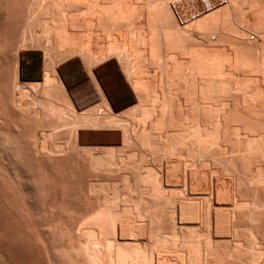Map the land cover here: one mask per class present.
I'll return each instance as SVG.
<instances>
[{
	"label": "rangeland",
	"instance_id": "rangeland-1",
	"mask_svg": "<svg viewBox=\"0 0 264 264\" xmlns=\"http://www.w3.org/2000/svg\"><path fill=\"white\" fill-rule=\"evenodd\" d=\"M2 1L0 0V41L4 40L9 45H8V50L0 56V87L1 89L3 87L2 89L3 92L0 89L1 91L0 107L2 109L6 107L9 108L4 110L0 108L1 109L0 121L3 120L2 122L4 123L3 125L1 124L0 126V139L2 137V139L0 140V144H1L0 153L3 154V155L0 154L1 156L0 172L2 171L0 173V183H1L0 186L3 184L2 185L3 188L2 186L0 187V254H1L0 264H47V263L56 264L55 262H58L57 264H69L73 262L71 260L74 258L73 254L71 253L72 251L71 250L69 251L70 247L72 246H73L72 248H74L75 246V250L82 249V251H80V253H82L81 261L78 264H85V263L87 264L89 261L92 260L93 261L91 262V264L92 263L97 264L100 262L98 260L99 259L98 255L100 254V252L99 250H97L99 247L100 248L102 247L104 249L103 246L106 243H108L109 244L108 247L110 246L112 249H114V247H112L113 243L111 241L109 242V238H106L107 235H109V233L112 236L109 235L108 237L116 238V239H112V238L111 239L112 241L116 240L114 242L118 247H120V249L122 247L121 245L124 244V242L125 243L129 242L133 244L132 240H135L136 238L137 239L135 241L137 242L139 239L141 243L142 242L146 243V241L147 243H149L151 241L150 243L152 244V241H154V239H152V235H155L153 233L154 228L152 227L153 226L152 223L156 222L153 221L155 220L153 218L156 219L158 218L157 220H159V216L164 219L166 217L165 220L162 219L163 221L160 220L159 222L158 221L157 222L159 224L161 221L163 223H165V221H168L165 224L161 222L163 226L166 227V228L163 227L165 229L164 232L166 231L168 233L171 230L167 228L168 227L167 225L170 226L169 216H171V213L173 214L172 209H170L172 206L171 203H169L170 201H168L169 203L168 206L165 204V202L164 203L162 202V204L165 205L163 209H161L163 205L161 206L160 199L162 201H166L170 199L169 196H166L167 194H165L164 196L168 199L163 200L165 198L163 196L160 199L158 198L160 201L158 202L157 201L158 199L155 200V197H152L156 195L153 194L151 196L152 194L151 188L145 187V185H147L148 183L142 186V184H144L142 183V181L141 184L138 186L139 188L138 193L139 191L143 192V188L140 187H144L145 191L146 189H148V192L146 191L148 195L144 192L141 193V195L142 194L147 195L146 198L149 199L151 198L150 200L154 202L151 203V201L149 199L147 200L144 196V201L147 203L145 204L144 202H141L143 200L139 201V199L143 196H139L136 194L138 188H136V185L134 186L133 180L135 179L136 182L140 181V176L142 177L143 174L144 175L152 174V172L146 173L148 169L147 170L144 169V171L146 170L145 172L141 170L143 168L142 166L144 165L142 164V162L145 163V161H141L140 163L138 161V158L134 159V157H132L133 154H135V151L134 150L132 151L131 149L132 148L134 149L135 147L137 148V145L132 147L133 145L131 144L135 142H136L135 144H138V147L141 146L143 147V150L145 149V151H147L148 154L147 156H150V158L147 157V159H145L146 161L149 162V160L151 161L153 159L151 162H149V164L152 165L151 167H153V169H156L153 170V172L154 171L156 172L158 169L160 170V172H162V170L163 173L165 172L164 166L166 161H163L165 159H168L167 161L170 163L175 162L174 164L172 163L171 164L176 168L178 167L177 168L178 170L185 167V161H186L189 163H193L194 166L192 167L201 168V170L204 171L208 170L207 172L209 173H213V172L220 173V174L213 173V175L215 174L220 176H222V174L225 175L226 170L231 171V172L228 171L229 173L226 172V175L228 174L230 175V173L232 174V171L235 175L237 171V174L238 173L239 174L238 175L236 174L235 176H240L243 179L240 180L241 178L238 177L241 183L244 182L243 186L239 182V184L243 188L245 186L246 178H249V176H247L250 173L249 171L251 172L256 171L255 163L252 164L251 167H248V165L247 167H245L246 166L245 164L247 163L246 162L247 159L245 160L246 158L245 155L246 153L244 154L245 144L244 141L241 139L242 137L240 138L238 137L239 139L238 142H240V140H242L243 142L241 141V143L237 145L236 142L238 139L237 140L235 139L236 136L235 138H232L234 137L232 135H238V133L240 132L241 134L239 133V136H241L243 135L242 132L244 134L246 133L242 131V129H244L245 131H247V129H251L250 131L252 132L253 135L255 134L254 136L259 137L257 135L258 133H260L259 135L264 136L263 133L264 128L262 129V127H264V0H28V1L22 0L23 2H25L24 5H22L23 3L20 0H15L16 4L15 3L12 4L14 0L13 1L2 0ZM7 1H11L8 3L9 8L12 7L10 6V4L11 5L18 4L19 8L23 10L22 11L21 9H18V12L20 13L18 14V18L16 16L15 18L10 19L11 21L7 20L8 22H6L5 14L3 13V11H1V7L3 5H6ZM14 19H16V22H14L15 21ZM12 21L14 23H12ZM48 23H50L51 26ZM48 25L50 26V29H52L51 31H49L51 34L50 33L48 34L47 32L48 30L47 27H49ZM7 30L9 31V33H7ZM48 35L51 36L49 37ZM34 37L37 38V44L33 43L32 39ZM48 90L51 91L50 92L51 95H49ZM1 93H4L5 95L4 100L7 99L6 97H9V99L7 100V102L9 101L8 103L6 101H5L6 103H4V101L2 100L3 95ZM155 97H157V100ZM2 104L6 105V107L5 106L3 107ZM11 106L14 109H12ZM159 109H161V111L163 110L164 112H166L168 114V117L170 118L168 119L170 121L164 120L165 122L163 123L161 121L162 123V124L160 123L161 125L159 123H158L159 125L157 124L158 125L157 128H160V132L163 130L165 131L167 127H171V128H167L169 132L171 129L170 134L174 135L177 134L178 132L182 133L183 131L184 134L186 132V129L184 130L185 127L192 128L197 124V122L195 121L197 118L202 126L201 127L202 132L205 133L204 139H206V141L209 140L210 143L203 141L205 143L204 144L202 143V145L199 144L198 146L197 144L190 142L187 146H184L183 143L179 146H174L173 148L172 147L168 148L160 144V145H156V147L153 146L154 148H152L151 144H148L149 140L147 141V138L144 137L147 135H145V132H143L144 130L141 128L143 125L140 126L139 124L141 123L144 124L148 118L150 120V117ZM10 111L13 115L10 113ZM5 113L6 115H4ZM7 113L9 114L7 115ZM224 114L225 115L227 114V116H223L224 118L223 119L222 115ZM9 115L11 118L9 117ZM3 117L5 118V120ZM18 117H20L19 120ZM227 118L228 120H226ZM25 119L28 123L24 121ZM233 119L238 124L235 121H234L235 123L232 124L231 122H233L232 121ZM13 120L15 123L12 122ZM30 120H32L33 123ZM47 120H49L48 121L50 122L49 124L47 123ZM141 120L144 121L142 122ZM222 120H224L223 121L224 123H222ZM19 121H20V125L23 124L24 125L19 126ZM22 121L26 122V124L23 123ZM241 121L244 123L243 125L246 126V129L241 128V126H243L241 125ZM136 122L137 124L139 123L138 124L139 126L136 124ZM219 122L222 124H220ZM7 123L9 126L7 125ZM30 123H32L33 126H31ZM122 124L125 126H123ZM235 124L237 125V127H235L236 126ZM115 125L116 126L118 125L117 126L118 129H116L117 127L115 128ZM119 125L120 126L122 125V128ZM27 126H29L28 129H30L29 131L30 133H27L28 131L26 132V130H28ZM113 126L114 129H112ZM230 126L233 127L231 128ZM21 127L24 128L22 129ZM125 127L127 131H125ZM137 127L139 128L138 131H136ZM234 127L239 130L238 133L236 129L233 130ZM15 128L18 130L15 131L16 130ZM230 128L232 129V132L236 131L235 134L230 133L231 131ZM12 129L13 131L17 132V134H15V132H12ZM19 129L21 130L19 131ZM122 129L124 132L122 131ZM140 129H142V131ZM226 129L227 131L225 132L226 134L225 135L223 132ZM177 130L180 131L176 132ZM258 130L262 131V134ZM21 131L24 133H22ZM128 131L131 132L132 135L128 133ZM139 131L141 134L139 133ZM250 131L248 130L247 133ZM220 132L223 133L225 136L221 135ZM229 133L231 134L232 137L228 136ZM114 134L116 136H114ZM218 134L220 138L221 136H223L226 138V140L223 137L219 140L218 139L216 140L214 137H216ZM125 135L126 136L130 135V136L126 137ZM206 135H208V138L206 137ZM12 136L16 137L17 143L21 142V144H23L22 146L25 149L22 147L24 149L22 150L24 151L25 154H27V151L30 152L27 154V156L23 153L21 148H19V146L21 147V144L20 143L17 144L16 140H14L15 137L12 138ZM6 137L7 139L10 138V140L12 139L15 142H13L12 140H11L12 142L10 140L7 142L6 141L7 139L5 140ZM122 137L124 140L126 139L127 141V142L125 141L126 143L124 142L123 139L121 140ZM130 137L132 138V140ZM186 137L187 136H185L184 138ZM230 137L236 140V141L234 140L235 143L233 140L231 141V143L230 142L228 143L229 140L227 139H229ZM111 139L113 142L110 141ZM136 139H138V141H136ZM213 139H215L216 142ZM222 139L223 141L220 142V140ZM186 140L187 138L184 141ZM99 141L100 142L104 141V142L99 143ZM5 142L7 143L4 146ZM105 142L111 145V146L108 145L110 148L112 147V143H113L114 149L111 151H113L112 153L114 155H115L114 152H116L118 156L117 149H119V151H121L122 148L125 149L124 150L125 152L123 151V149L121 152H119L121 155L119 156L122 160L125 159L128 160L131 163L130 165L133 166V168L129 169V172L134 173L137 169L134 172L131 169H134V167L137 165L136 163L139 162L142 165L141 166L142 168L139 166L140 165L139 164L137 166L139 167L138 168L139 171L138 170L137 171L138 173L140 172L141 174L143 172L144 173L142 175L141 174L136 175V173L132 174L127 171L128 174H130L129 176L126 172L128 166L130 167L129 162L127 161L128 162L127 163L125 161L126 163L125 162L124 163L128 165L127 166L125 165V167H123L124 163L121 160L120 161L122 162L123 165H120L118 169L121 170L122 175L116 172L117 167H112L113 169L111 170L113 172V170L115 169L114 170L115 176L117 175L116 173L119 174L116 177L112 175V172L109 173L110 169L106 170L107 174L105 176H103L104 171L103 173L100 172L102 174L101 175L100 173H97L96 170L94 169L95 170L94 173L97 174V176L98 174L101 175L99 178L106 177V179L108 178L112 179L113 177L114 181H110L111 179H109V181L103 180L102 178L98 179V177L92 173L93 171L89 172L92 168L91 161L93 157V156L91 157L90 154L93 152H97L99 150L100 145H102L100 146V148H102V150L104 149L103 151L102 150L100 151L104 152L105 148L103 147L105 145L107 146V143ZM118 142L121 143L119 144ZM13 143L16 144L15 145L16 149ZM94 144L95 146H93ZM115 144L117 145V148ZM125 144H127L126 146L131 147V149L127 147L128 149L127 150L126 146H123ZM73 145L75 146L74 149H73ZM237 146L239 147L238 149L241 154L237 153L238 152ZM34 148L35 150H33ZM70 148L73 149L74 152H76V154H78L77 155L78 157L75 158L76 155L73 152V150H71ZM82 148L86 150H83ZM137 149L140 150V148ZM150 149H152V151ZM148 150H150L151 153L155 150L152 154L154 157L150 155L151 153L150 151L148 152ZM34 151L36 152L34 153ZM70 151H72V153ZM100 151H99L100 157L102 155L104 156L107 154V152L105 151L104 153H101L102 154L101 155ZM112 153L108 152L109 156L110 155L112 156ZM29 154L31 157L35 156L36 160L35 158H31ZM86 155L87 156L90 155L86 159V162L90 161L89 163L90 165H88L89 168L87 167L88 163L86 165L85 164L82 165L83 162H85L84 158ZM239 155L241 156L243 155L244 160H242V158ZM81 156L82 157L84 156V158H82ZM105 157L107 158L108 156ZM124 157L125 159H123ZM133 160H137V162L136 161L134 162ZM20 161L22 164L20 163ZM33 161L36 162L34 163ZM120 161L117 160L118 166L119 164H121ZM242 161H244L243 163L245 164H242ZM132 162L133 164L135 163L136 165L135 164L132 165ZM159 162L162 164L164 168L163 167H160L161 169L159 168V166H161V164L159 165ZM18 163H20L19 165L23 166L22 168L25 171L24 175L29 177V179L38 183L37 191H35V193H33L31 196H28L29 199L25 197L23 192L20 190L21 189L20 175L13 170V166L16 167ZM45 164L50 167H47ZM73 165L74 167H72ZM150 165L148 166L150 167ZM241 165H245V166H243L242 168ZM7 166H10L9 168H12L11 170L13 172H10L11 174L9 173L10 169ZM173 166H171V168L175 170V167L173 168ZM85 167H87V169ZM6 168H8V170ZM46 168H48L47 171ZM121 168H123L124 170L122 171ZM177 169L175 171H178ZM48 170H50V172ZM85 170L86 171L88 170L87 172L89 174ZM44 171L47 172V174L48 173L50 175L53 174L51 176V179L53 180L51 183L52 185L50 184L48 189H46L45 187L43 188V186L41 185V183L43 182L42 181L43 179L41 177L44 178L45 176ZM241 171L242 173L243 171L246 172L248 171V174L246 172L244 173L245 179L242 177L243 175H241L242 174ZM123 172L126 174V176L128 175L127 177H129V179L125 177L126 180L128 179L129 181L128 183H126L125 180L123 181V179H125L123 177L124 175ZM94 175L97 178L94 177ZM107 175L109 176L112 175V177L109 176L107 177ZM8 176H10V178ZM231 176H233V174ZM33 178L36 180H34ZM136 178H138V180H136ZM9 179H11V181L14 182L12 183ZM91 179L93 182L95 181L94 185L93 182L90 181ZM94 179L96 180L98 179V180L96 181ZM78 180L80 182H78ZM130 181L132 184L130 183ZM82 182L85 184H83ZM87 182H89V184H91L92 182L90 186L92 187L93 185V189H96L94 186L97 185L96 187L97 188L99 187L98 188L99 190H100V184L102 187V183H104L102 187L103 188L102 190L103 194H101L102 197H104L107 192L110 193V191H112L111 189H114L112 185L113 182H115L114 187H116L117 185L116 187L117 191H120L123 187L127 188L126 184L127 185L129 184L130 187L132 185L134 186L131 188H127L128 191L129 189L132 190V188L133 190L135 189L136 190L135 193L130 194L132 196H129V194L127 195V198L129 199L125 198L126 194L134 191L127 192V189L124 188L126 189L125 191L127 192L125 194V191H123L124 189H122L121 191H123L122 193L124 195H122L121 192H119L120 193L119 194L116 191L119 194L120 199L122 198L120 200L121 203L122 200H124V202H127L129 200V203L127 202L128 204L122 203L124 206H126L123 207V209H122L123 205L121 204V206H119L120 203L118 202V208L119 210L121 208V210L120 211L117 210V212L119 211L117 213L115 210V208L117 207L116 203H115L116 207L114 205L115 208L113 210L112 209L110 210V207L112 208L113 205L111 206L109 200L107 201L109 202V204L108 203L107 204L110 206L107 205L103 206V208L104 207L106 208V209L104 208L105 210L101 209L102 206L101 208L99 207L101 204H98L99 206L95 205L96 203H98L97 199L94 198V196L97 195V192L96 193L92 192L95 195L93 194L87 195L88 194L87 186H89ZM124 183H126L125 186ZM136 184L138 185L139 183L137 182ZM73 185H76L77 188L76 186ZM105 187H108L110 191L107 188L105 190ZM119 188L120 190H118ZM42 189L44 190L42 191ZM85 190L87 192H85ZM49 191H50L49 193L50 195L48 194ZM79 191L80 193L83 192L82 194H86L83 195L86 197H83L82 194L81 195L79 194L80 195L79 197L78 195ZM105 191L107 192L104 194ZM20 192L23 196L20 194ZM113 193L116 194L115 189ZM113 193L111 192L112 195ZM134 194L139 196V198L136 197L137 200L135 198H132L134 197L133 196ZM107 195L109 194L107 193ZM112 195H109V197H111ZM32 196L37 197V199L40 201V202L37 201L36 203L37 204L36 206L38 207L37 208L38 214L35 215L31 213V215L30 214L28 215L29 217L32 216L31 219L29 217L28 218L32 220L34 224L32 223V221H30L27 218V215L26 218L23 214H22L23 216H21L19 214L21 212V208H18L21 207V204L24 201H27V204H29L32 208L33 206ZM41 196L44 198L42 199ZM50 196L52 197L54 196L53 199L54 201L56 200V202H54L52 197ZM56 196L57 198H55ZM88 196L91 197L90 201L88 200V198H90ZM114 196L117 197V195H113V197ZM109 197L107 196V198ZM130 197L133 199V201H135V203L137 202L138 205H141L139 204L140 202L145 205H149L150 207L149 206L146 207L145 205L144 206L146 207L145 209H148L149 207L148 210L151 216H153V218H150L147 215L149 213H147L145 210L142 211V208L144 209L143 204L141 205L142 208L137 207L136 209L135 205L133 208V204L135 203L132 204ZM83 198H85V200H87L88 202H91L89 203L91 204L89 205L90 208L88 207V204H86L87 201L83 200ZM93 198L96 201L95 200L93 201L92 200ZM20 200H22V202ZM98 200H100L99 202H102L101 197L98 198ZM118 200L119 199H117L116 201ZM83 201L84 204L86 205L82 204ZM112 201L113 200H111V202ZM155 201H157L158 203L157 202L155 203ZM51 202H54L53 205H50L52 204ZM137 203L136 206H138ZM79 204L80 205L82 204L81 206L82 207L84 206L86 211L85 210L82 211L84 208H82ZM92 204L94 205L92 206ZM127 205H129V207ZM56 206H58V211L60 209L59 212H62L60 213L62 221L66 222V224L63 222L62 226L60 225L61 223L57 221L58 219L56 220L55 215L53 217L48 216L49 209L52 208L55 209L54 207ZM61 206L63 208H61ZM96 206L98 207V209L100 208L96 212L98 213L99 217H103L101 218V220L103 219V221L106 220L109 222L110 220L113 219V217L115 218V216H113L115 214L114 210L116 212V216H120V217L125 216V218H119L121 220L127 219V221H129L132 220V218L133 219L135 218L132 224L130 223L131 221H129L128 222L129 224H127L124 223L125 222L124 220H122L123 222L120 220L122 223L126 224L125 227L128 226L126 227L127 230L128 228L132 227L130 226V224L136 225L135 227L138 228L139 226L138 223L141 224L142 222V221L141 222L138 221H140L141 218L143 219L145 218L144 216L142 217L141 214H144L146 212L147 213L146 215L149 217V219H151V221H148L149 223L146 222V220H149L146 215L145 216L147 217V219L145 218V221L143 219L142 220L145 222V224H147L146 229L149 230L147 232L149 234L152 233L150 234L151 238L149 239V242L147 240V236L145 237V235H149L147 232L146 234L144 232L145 235L142 234L141 232L140 236L137 235L138 232L137 234H135L134 232L132 234L131 231H135L134 226L132 227L134 229L131 228L132 230H129L130 235L134 236L132 240L127 241L128 239H131V238L127 239V236L128 237L130 236L129 232L128 235L124 234L127 236L123 235L125 237V239H123V236H121L120 234L121 229L119 227L124 224L119 223L120 224L119 226L117 221L118 217L116 220L114 219L115 221L114 227H116L117 229L116 232L117 231L119 232V233L117 232L116 235L117 237L116 236L113 237L115 234H113V232L111 231V229L114 230L115 228L113 229L110 227L112 224L111 222L114 223L113 220L109 222L111 224L110 226H108V229L111 228L109 231H111L112 233L104 231L105 228L107 229L106 225H109V223L104 221V223L106 222V224L104 223L101 224L100 222L103 221L98 219L99 217L97 218V220H99L100 222L96 221V216L92 215L96 213L94 212V208L95 210H97ZM72 207L73 209L76 207V210L74 209L75 211H73ZM87 207L89 210H87ZM108 207H109V211L107 209ZM124 208L125 210L128 209L130 212L132 209L134 211L136 209L137 211L139 208L142 213H138L140 211L138 210L137 215L140 214L141 218L137 216L136 213L134 214V217H132L133 216L132 212H134L133 210L131 212L132 216H130L131 219L129 216H126V213H129V211L128 212L126 211L125 215H122V213L120 212H123L124 214L125 211ZM157 208L159 212L158 211L155 212ZM152 211H154L156 214ZM43 212L46 213L44 214ZM78 212L79 213L82 212L81 214H79V216L81 215L83 216H81L80 218L79 216H76L78 215ZM86 212H88L87 214L90 213L91 216L85 214ZM103 212L104 213L108 212L113 217L110 214L108 216V214H104ZM17 213L19 216L16 215ZM99 213H101V215ZM39 214L41 216H39ZM62 214H64L63 216H65L67 220L64 217H62ZM159 214H162V216ZM72 215H74L75 217H73ZM68 216H71L72 220H70L71 218ZM105 216L108 217L111 216L110 220L107 217L105 218ZM48 217L50 218L48 219ZM76 217H78L79 219L77 218L78 220H75ZM90 217H92L93 219H91ZM136 217L140 219L138 220ZM25 219L28 220L27 224H26L27 220ZM50 219L52 220L50 221ZM80 219H83L82 220L83 222L85 221V219L87 222L88 219V222L87 223L85 222L84 225L85 226L89 225L88 226L89 228L88 227L85 228V226L80 225V222L81 224H83ZM92 220L96 225L92 222ZM53 221L55 222L53 223ZM150 222H152L151 225H148L150 224ZM24 223L26 224V227H28L26 228L27 231L24 227L25 226ZM55 223L58 224L60 223L59 228L56 227L58 224ZM91 223H93L94 225H91ZM31 224L34 226H32ZM48 224L53 225L52 227H56V228H52ZM64 224L70 225V227L65 226ZM99 225L101 228L99 227ZM101 225L106 227L104 228ZM156 225H154V227H156ZM243 225L244 226L240 227L241 233L243 231H246L245 230L246 225L245 224ZM60 226L62 229L60 228ZM92 226L95 227L93 228ZM96 226H98V228H96ZM34 227H36L35 231L37 232V234L35 231H32ZM66 227H67V232H65ZM82 227L85 229H83ZM122 227L123 226H121V228ZM148 227L152 229V231ZM30 228H32V230ZM63 228L65 230H63ZM80 228H82V230ZM75 229L76 231H74ZM94 229H98L95 230L98 232H94ZM99 229H101L102 231ZM123 229L125 228L123 227ZM156 229L157 227L155 228L154 232L156 231ZM57 230L60 232V234H58ZM127 230L125 229L124 231ZM54 231L56 233H54ZM61 231L65 232L66 235L67 233L69 234L66 237V235L62 234ZM89 231L93 232V233L90 232V234H92L93 236L89 234ZM81 232L84 235L81 234ZM71 233L73 234L75 233V234L73 235ZM85 233L89 234V235L87 234L88 238L86 237ZM101 233L103 234V238L102 235L100 236ZM169 233L167 234L168 236L171 235L172 232ZM38 234L41 235L40 236L41 238L38 237ZM55 234H58L59 236ZM94 234L99 235V237H101L103 241L100 240V238L98 237V242H100L98 244L97 238ZM242 234L244 235L245 232H243ZM35 235H37L38 238ZM143 235L144 237H142ZM30 236L31 238H29ZM84 236L87 238V240L83 239L85 238ZM90 236H92L91 238H93L92 241L91 240L88 241V239H91L89 238ZM118 236L120 239L118 238ZM137 236L140 238H138ZM24 237H26L27 240ZM66 238L69 239L67 240ZM94 238L97 244L93 243ZM104 238H106L105 240L108 241L105 242ZM37 239L40 240L38 241ZM42 239L45 243L42 241ZM65 239L67 240V242H64ZM69 240L73 245H70V243L68 242ZM81 240H84V243L86 244H84L83 241ZM117 241H119L118 244L120 243L121 244L118 245ZM23 242L26 243L23 244ZM46 242L48 243V245ZM62 242L64 243L62 244ZM82 243L86 246H84ZM92 243L94 244V246L96 245L99 246L102 243L101 244L102 246L100 245L98 248L95 249H92V247L90 246L92 250L98 251L97 252L98 255H94L92 252H91L92 255L91 253L89 254V251L91 250L87 249V247L89 246V244L93 245ZM145 243H143L144 244L143 246L146 247V245L147 246L149 245V247L143 248L141 244L140 248L142 247V250L147 249V251L144 250L143 251L147 252V254L149 255L150 248L153 249V247L152 245H150V243L149 244H145ZM38 244L41 247H39ZM67 244L69 246H67ZM79 244L83 246H80ZM56 245H58L59 251L61 250L60 252L58 251ZM106 245L105 247H107ZM130 245L128 246L129 248ZM25 246L27 249H25ZM36 246H38L39 248ZM42 247L44 248L42 249ZM111 248L109 249V251L112 250ZM117 248L114 250L115 252L117 251ZM129 248H126L127 252L129 251L128 250ZM44 249L45 251H42ZM46 249H48V251ZM103 249H101L103 253L105 254L108 253L106 252V250L108 249H106L105 251ZM112 252L113 251L109 252L108 255H110L111 253L110 258L107 257L106 260H105L106 257L104 258L103 255H101L103 253L100 254L101 256L99 255L101 257L100 260L104 258V261H106V262H102L103 261L102 260L101 261L102 264L103 263L106 264L108 259L110 260L112 258L111 256L116 254ZM121 252L123 254V252L125 251H121ZM65 253H67L69 256H67V254ZM84 253L86 254V258L84 257L85 255ZM51 254L54 256H52ZM40 255L42 257H40ZM148 255L146 256V253L144 254V256L148 258V261H150V263L152 261L153 263L154 259H152L153 257L151 258V256L153 255L152 254H150L151 256L149 255L151 260L149 259ZM45 256L49 258V259L47 258L48 261L51 260L52 262L51 261H50L51 263L47 262L46 261L47 259L43 258ZM87 256L88 258L92 256V258L88 259ZM93 256H97V258H93ZM105 256H107V254ZM113 257L115 259V256ZM73 260H74L73 263H75L76 262L75 258ZM97 260L98 262H96ZM111 260L113 261V259ZM129 261L130 260H128L126 263H128ZM109 262L107 264H109ZM134 263L137 264V262ZM130 264H133V262ZM141 264L144 263L141 262Z\"/></svg>",
	"mask_w": 264,
	"mask_h": 264
},
{
	"label": "bare ground",
	"instance_id": "bare-ground-1",
	"mask_svg": "<svg viewBox=\"0 0 264 264\" xmlns=\"http://www.w3.org/2000/svg\"><path fill=\"white\" fill-rule=\"evenodd\" d=\"M2 1V0H1ZM11 1H13V0H11ZM11 1H7V4L9 3V2H11ZM22 3V5H24L25 4V2H23L22 0H20ZM26 1H28V0H26ZM19 2V1H18ZM2 3H3V1H2ZM16 4V1L14 0L13 2H12V4ZM27 3V2H26ZM7 4L6 5H3L2 7H1V11H3V13L5 14V19H6V22H8L7 20H10V19H13V18H15L16 16H17V18H18V14H20L19 12H18V9H21V8H19V6H18V4L17 5H11L10 4V6H12L11 8H9V4H8V6H7ZM19 5H20V3H19ZM22 5H21V7H22ZM27 5V4H26ZM25 7V6H24ZM25 9V8H24ZM22 10V9H21ZM23 11V10H22ZM21 11V12H22ZM20 16V15H19ZM15 21L14 22H16V19H14ZM11 21V20H10ZM9 21V22H10ZM13 21H12V23H14ZM8 24V23H7ZM7 24H5V25H7ZM17 24V23H16ZM15 24V25H16ZM48 24H50V23H48ZM3 26V25H2ZM10 26V25H9ZM49 26V25H48ZM50 26H51V24H50ZM50 26L49 27H47L48 28V30H47V32H48V34L50 33L49 31H51L52 29H50ZM6 28V27H5ZM50 29V30H49ZM9 30V29H8ZM7 30V33H9V31ZM2 31V30H1ZM6 33V32H5ZM51 34V33H50ZM5 36H6V34H5ZM49 36V35H48ZM51 36V35H50ZM49 36V37H50ZM8 38H9V36H8ZM7 38V39H8ZM11 40V39H10ZM33 43L35 44H37V38L36 37H34L33 39ZM47 40V39H46ZM8 41V40H7ZM9 43V42H8ZM50 43V42H49ZM48 43V44H49ZM8 45L9 44H7V42L6 41H0V56L3 54V53H5L7 50H8ZM46 47V46H45ZM49 48H50V46H49ZM14 49V48H13ZM34 49V48H33ZM9 53V52H8ZM11 53V52H10ZM5 57V56H4ZM2 58H3V56H2ZM50 86V85H49ZM49 86H48V88H49ZM6 88V87H5ZM0 89H1V87H0ZM2 89H3V87H2ZM1 89V91L3 92V90ZM49 90H50V88H49ZM48 90V91H49ZM0 91V92H1ZM5 91V90H4ZM6 92V91H5ZM51 91H49V95H51V93H50ZM2 95H3V97H2V100L4 101V103H6L7 102V100L9 99V97H6L5 99L6 100H4V93H1ZM6 94V93H5ZM7 95V94H6ZM1 97V96H0ZM156 98V100H157V97H155ZM6 101V102H5ZM50 101V100H49ZM48 101V102H49ZM9 102V101H8ZM7 102V103H8ZM2 103V102H1ZM236 103V102H235ZM11 104V103H10ZM50 104V103H49ZM1 105V104H0ZM3 105V104H2ZM12 105V104H11ZM162 105V104H161ZM163 105H164V103H163ZM6 107V105H3V107ZM33 107H34V105H33ZM1 108V107H0ZM9 108V107H8ZM7 107L6 108H1L2 110H4V109H8ZM11 108H12V106H11ZM162 108V107H161ZM1 109H0V111H1ZM12 109H14V108H12ZM11 109V110H12ZM33 109H35V108H33ZM165 109H167V108H165ZM228 109V108H227ZM226 109V110H227ZM13 111V110H12ZM156 111V110H155ZM6 112V111H5ZM7 112H9V111H7ZM15 112V111H14ZM13 112V113H14ZM224 112V111H223ZM222 112V113H223ZM2 113V112H1ZM10 113H11V111H10ZM16 113V112H15ZM226 113H228V112H226ZM9 113H7V115H8ZM12 114V113H11ZM3 115V114H2ZM4 115H6V113L4 114ZM13 115V114H12ZM22 115V114H21ZM20 115V116H21ZM15 116V115H14ZM23 116V115H22ZM223 116H227V114L225 115H222V118H223ZM5 117V116H4ZM3 117V118H4ZM9 117H10V115H9ZM171 117V116H170ZM7 118H8V116H7ZM11 118V117H10ZM13 118V117H12ZM226 118V117H225ZM20 119V117H18V120ZM168 119H170L169 117H168V114L166 113V112H164L163 110L161 111V109H159L157 112H155L151 117H150V120H149V118L147 119V121H145V123L143 124V123H141L140 121V123L141 124H139L140 126L141 125H143L141 128L144 130L143 132H145V135H147V136H144V137H146L147 138V141L149 140V142H148V144H151V147L152 148H154V147H156V145H160V144H162V145H164L165 147H174V146H179V145H181V144H183L184 143V146H187L190 142H192V143H195V144H197L198 146H199V144H201L202 145V143L204 144L205 142H209L210 143V141L208 140V141H206V139H204L205 138V136H204V134L205 133H203L202 132V130H201V124H200V122H199V120L196 118V122H197V124H196V122H195V126H191L192 128H187V127H185L184 128V130L186 129V132L184 133V134H186V135H184L183 134V132L182 133H179L178 131H180V130H177L176 132H178L177 134H174V135H172V134H170V132H171V129H170V132H169V130L167 129V128H171V127H167L166 128V130L163 132V131H161L160 132V128H157V126L161 123V121H162V123L163 122H165V121H167ZM224 119V118H223ZM235 119V118H234ZM232 120L233 122H231L232 124L233 123H235L236 121L235 120ZM4 120H5V118H4ZM7 120H9V119H7ZM17 120V121H18ZM165 120V121H164ZM226 120H228V118L226 119ZM3 121V120H2ZM2 121H0V126H1V124L3 125L4 123L2 122ZM16 121V122H17ZM24 121H26V119L24 120ZM24 121H22L23 123H25L26 124V122H24ZM30 121H32V120H30ZM49 120H47V123L49 124L50 122H48ZM142 122L144 121V120H141ZM168 121H170V120H168ZM224 120H222V123H224L223 122ZM235 121V122H234ZM239 121V120H238ZM2 122V123H1ZM5 122V121H4ZM12 122H14V120L12 121ZM9 123V122H8ZM8 123H7V125H8ZM11 123V122H10ZM15 123V122H14ZM28 123V122H27ZM32 123H33V121H32ZM32 123H30V125L31 126H33L32 125ZM159 123V124H158ZM161 123V124H162ZM220 123V122H219ZM222 123H220V124H222ZM237 123V122H236ZM22 124V123H21ZM34 124H36V123H34ZM47 124V125H48ZM115 124V123H114ZM113 124V125H114ZM136 124H137V122H136ZM137 124V125H138ZM158 124V125H157ZM160 124V125H161ZM231 124V125H232ZM238 124V123H237ZM244 123L241 121V125H243ZM246 124V123H245ZM11 125H13V124H11ZM24 125V124H23ZM23 125H20V121H19V126H23ZM123 125V124H122ZM122 125L120 126L121 128H122ZM138 125V126H139ZM236 125V124H235ZM240 125V126H241ZM9 126V125H8ZM17 126H18V123H17ZM26 126V125H25ZM50 126V125H49ZM48 126V127H49ZM118 126V125H117ZM116 125H115V128L117 127ZM123 126H125V125H123ZM128 126V125H127ZM234 126V125H233ZM232 126V127H233ZM239 126V125H238ZM243 126H245V125H243ZM243 126H241V128H245L246 129V126L245 127H243ZM10 127H12V126H10ZM14 127V126H13ZM28 127L29 126H27V129H28ZM47 127V128H48ZM231 127V126H230ZM231 127V128H232ZM235 127H237V125L235 126ZM234 127V129L233 130H235L236 129V131H237V133H238V129L237 128H235ZM248 127V126H247ZM19 128V127H18ZM22 128V127H21ZM24 128V127H23ZM22 128V129H23ZM133 128V127H132ZM162 128V127H161ZM230 128V129H231ZM264 127H262V129H263ZM14 129V128H13ZM13 129H12V132H15V131H17L18 129H16L15 131H13ZM112 129H114V126L112 127ZM116 129H118V127L116 128ZM130 129V128H129ZM137 130L136 131H138L139 130V128L137 127L136 128ZM142 129H140L141 131H142ZM261 129V130H262ZM21 129H19V131H20ZM32 130H34V129H32ZM162 130V129H161ZM181 130H183V129H181ZM241 130V129H240ZM250 131L251 129H247V131ZM22 131H24V130H22ZM21 131V132H22ZM28 131V132H27ZM30 131V129H28V130H26V132L27 133H30L29 132ZM113 131V130H112ZM111 131V132H112ZM117 131V130H116ZM122 131H123V129H122ZM125 131H127V129H126V127H125ZM131 131V130H130ZM227 131V129L226 130H224V134H225V132ZM236 131H234V132H232V129H231V131H230V133L232 134V133H234L235 134V132ZM242 131H244V132H246L245 134L242 132ZM242 134L244 135H241V136H239V133H238V135H232V136H234V137H232L231 136V134L229 133V135L228 136H231L232 138H235V136H236V140L238 139V137L240 138V137H242L241 139L244 141V154L246 155V158H245V160L247 159V163L245 164V163H243L244 161H242V164H245V165H241L242 166V168H243V166H245V167H247V165H248V167H251L252 166V164H254L255 163V166H256V171L255 172H251V171H249L250 173L248 174V171L246 172V171H243V173H242V171H241V175H243L242 177L244 178V173L246 172L248 175L247 176H249V178H246V180H245V186L242 188V186L244 185L243 183H241V181H239V178L238 177H240V176H235L236 174H237V171H236V174L234 175V173H233V171H232V174H233V176H231L232 174L230 173V175L228 174V175H226V172H231L230 170H226L225 171V175H223L222 174V176H220V175H213V173H218V172H213V173H209V172H207V171H204V170H201V168H197V167H192V166H194L193 165V163H189V162H186L185 161V167L184 168H181V169H177L175 166H173L172 164H174L173 162H168L167 160L168 159H165V160H163V161H166L165 162V172L163 173V170H162V172H160V170L158 169L156 172L154 171L153 172V170H156V169H153V167H151L152 165H150L149 164V162H151L150 160H149V162L148 161H146L145 159H147V157H149L150 158V156H147L148 154H147V151H145V149L143 150V147H141V146H139L138 147V144H135V143H133V144H131V145H133L132 147H134V146H136L137 145V148H140V150L139 149H137L136 147L133 149H131V147H129V146H126L127 144H125V145H123V146H126V149H127V147L128 148H130L132 151L134 150L135 151V154H133V156L132 157H134V159H137L138 158V161L141 163V161H145V163L144 162H142V164H144L143 166L138 162V163H134L136 166L134 167V169H131L133 172L137 169L138 171H139V167H137L139 164V166L142 168H140L141 170H143L144 171V169H148V171H146V173H151L152 172V174H141L140 172L138 173V171L136 172H134V173H136V175L137 174H141L142 175V177L140 176V181H137L139 184L137 185L136 183V181H135V179L133 180L134 181V186L136 185V188H138V186L141 184V181H142V183H144V184H142V186H144L145 184H147V185H149V186H147V185H145V187L146 188H151V192H152V194H151V196L154 194V195H156V196H152V197H155V200L156 199H160L161 197H163L165 194H167L166 196H169V198L170 199H168V198H166L165 196V198L163 199V200H165V199H168V200H166V201H162L161 199H160V201H161V206L163 205L162 204V202L164 203L165 202V204L168 206L169 205V203H171V206L173 207H171L170 209H172V212H173V214L171 213V211H170V213H171V216H169V219H170V226L169 225H167L168 227L167 228H169V229H171L169 232H172L171 233V235H167L168 233L165 231L164 232V228H166V227H164L163 226V224H165L166 222H168V221H165V223H163L162 221V219H164V218H162V217H160L159 215H161L162 216V214H159L158 216H159V220H157L156 218H153V216H151V214H150V212H149V205H145V204H147L145 201H144V196H145V198L147 197V195H148V189H146V191L144 190V187H140V188H143V192L144 193H146L147 195H145V194H142L141 195V193H143V192H140L139 191V193H138V190H139V188L137 189V192H136V194L137 195H139V196H143V197H141L140 199H139V201L140 200H143V201H141V202H144L145 204H143V203H139V204H143V207H144V209L141 207V205H138V203H137V205L138 206H136V203H135V201H133V199L132 198H135L136 200H137V198L136 197H138L139 198V196H137L136 194H134L133 196L134 197H130L131 198V201H132V204L133 203H135V204H133V208H134V205H135V208L137 209V207H141L142 208V211L143 210H145L147 213H149V214H147L146 212L144 213V214H141L142 215V217L144 216L146 219H147V217L149 216L150 218H153V219H155V220H153L155 223H152V222H150V224H148V225H151V223H152V227L154 228L153 229V233L155 234V235H152V239H154V241H152V244L149 242V239L151 238L150 237V234H152V233H148L147 231H149L148 229H146V227H147V224H145V218L143 219V218H141L140 217V214H138L137 215V212H138V210H140L139 208H138V210L136 211V209H135V211L134 212H132V210H131V212L133 213V216L131 215V212L127 209V210H125V208H124V214H123V212H120V213H122V215H125V212L127 211H129V213H126V216H132V217H134V214L136 213V215L137 216H139L140 218H141V220L140 221H138V222H141V224L140 223H138V222H136V223H138L139 224V226H138V228L137 227H135L136 225H131L132 224V222H134V219L132 218V220H129V221H131L130 223V226H134V228H135V231H131L132 232V234H133V232L135 233V234H137V232H138V236H140V234H141V232H142V234H144V232H145V234H146V232L149 234V235H145V237L147 236V240H148V242L150 243V245H152V247H153V249L152 248H150V253H149V255L150 254H152L153 256H151V258L152 259H154L155 260V262H154V260H153V263H155V264H264V136L262 135H259L260 133H258L257 135L259 136V137H257V136H254L253 134H252V132L250 131V132H248L247 133V131H245L244 129H242ZM259 132H261V134H262V131H260V130H258ZM124 132V131H123ZM22 133H24V132H22ZM115 133V132H114ZM119 133V132H118ZM127 133V132H126ZM128 133H130L131 134V132H129L128 131ZM127 133V134H128ZM139 133H140V131H139ZM221 133V132H220ZM223 133H221V135H224ZM228 133V132H227ZM236 133V134H237ZM254 133V132H253ZM264 133V132H263ZM15 134H17V132H15ZM136 134V133H135ZM134 134V135H135ZM141 134V133H140ZM139 134V135H140ZM144 134V133H143ZM184 135V136H181V135ZM241 134V133H240ZM11 135V134H10ZM121 135H123V134H121ZM132 135V134H131ZM133 135V136H134ZM226 135V134H225ZM224 135V136H225ZM8 136V135H7ZM114 136H116L115 134H114ZM126 136V135H125ZM130 136V135H129ZM129 136H126V137H129ZM185 136H187L186 138H187V140L186 141H184L186 138H184ZM218 137H219V134L217 135ZM214 137L216 140L218 139H221L223 136H221V138L219 137ZM227 136V137H228ZM261 136V137H260ZM15 136H12V138H14ZM206 137L208 138V135H206ZM229 138V139H227V140H229L228 141V143L230 142L231 143V141L233 140H235V139H232V138ZM112 138V137H111ZM131 138V137H130ZM139 138V137H138ZM225 140H226V138L225 137H223ZM1 139H2V137H1ZM0 139V140H1ZM7 139V137L5 138V140ZM101 139V138H100ZM123 139V137L121 138V140ZM215 139H213V140H215ZM231 139V140H230ZM10 140V138L9 139H7L6 141L8 142ZM12 140V139H11ZM10 140V141H11ZM14 140H16V137L14 138ZM97 140V139H96ZM109 140V139H108ZM113 140H115V139H113ZM124 140V139H123ZM128 140H129V138H128ZM131 140H132V138H131ZM216 140H215V142H216ZM235 140V141H236ZM242 140H240V142H238L239 141V139L237 140V145H239V143H241V141ZM3 141V140H2ZM13 141V140H12ZM11 141V142H12ZM110 141H112V139L110 140ZM126 141V139L124 140V142ZM136 141H138V139H136ZM203 141H205V142H203ZM223 141V139L222 140H220V142H222ZM235 141H234V143H235ZM242 141V142H243ZM7 142H5L4 143V146L6 145V143ZM13 142H15V141H13ZM19 142V141H18ZM97 142V141H96ZM101 142H104V141H101ZM100 141H99V143H101ZM108 142V141H107ZM107 142H105V143H107ZM113 142V141H112ZM115 142V141H114ZM116 142H117V140H116ZM122 142V141H121ZM120 142V143H121ZM127 142V141H126ZM125 142V143H126ZM129 142H130V140H129ZM133 142V141H132ZM187 142V143H186ZM214 142V141H213ZM16 143H17V140H16ZM20 144H21V142H19ZM19 143H17V144H19ZM109 143V142H108ZM107 143V146L105 147H103V148H105V151L107 152V154L106 155H102L101 153H104V152H101L100 150H102V148H100V146H102V145H100L99 146V150L97 151L98 152V154H97V152H93V149L95 148H93L92 149V152L93 153H89L90 155H91V157H92V164H91V166H92V168H93V170H92V168H91V166H90V168H91V170L90 169H88V170H90L89 172H91V171H93L92 173L93 174H95L94 173V171L96 170V172L97 173H100V172H102L103 173V171H104V175L103 176H105L107 173H106V170H109L110 169V171H109V173L110 172H112L111 170L113 169L112 167H117L116 168V172H118V173H120L121 174V170L120 169H118V167H120V165H123L122 164V162L124 163L125 161L127 162L128 160H126L125 159V157L123 158V159H125V160H122L121 158H120V153L119 152H121L122 151V149H121V151H119V149H117L118 150V156H117V153L116 152H114L115 153V155L112 153L113 151H111V150H113L114 149V147H113V143H112V147L110 148L108 145H110V144H108ZM119 143V142H118ZM119 143V144H120ZM11 144V143H10ZM9 144V145H10ZM14 144V143H13ZM73 144V143H72ZM117 144V143H116ZM115 144V145H116ZM135 144V145H134ZM1 145V144H0ZM16 144H14V146H15ZM23 144H21V147L19 146V145H17V146H19V148H21V150L24 148L23 146H22ZM75 145V144H74ZM73 145V149H74V147L76 146H74ZM98 145V144H97ZM104 145V144H103ZM118 145V144H117ZM117 145H116V148H117ZM128 145H129V143H128ZM200 145V146H201ZM3 146V147H4ZM88 146V145H87ZM93 146H95V144L93 145ZM111 146V145H110ZM154 146V147H153ZM7 147V146H6ZM23 147V148H22ZM72 147V146H71ZM92 147V146H91ZM107 147H109V148H107ZM121 147V146H120ZM148 147H150V146H148ZM1 148V147H0ZM14 148V147H13ZM78 148H79V146H78ZM106 148H107V150H110V151H107L106 150ZM116 148H115V150H116ZM125 148V147H124ZM239 147L237 146V150H238V152L237 153H239V154H241L240 153V151H239V149H238ZM12 149V148H11ZM15 149H16V146H15ZM25 149V148H24ZM23 149V150H24ZM71 149V148H70ZM73 149H71V150H73ZM77 149V148H76ZM75 149V150H76ZM83 149V148H82ZM10 150V149H9ZM19 150V149H18ZM22 150V151H23ZM33 150H35V148L33 149ZM32 150V151H33ZM81 150V149H80ZM83 150H86V149H83ZM89 150V149H88ZM90 150H91V148H90ZM96 150V149H95ZM104 150V149H103ZM102 150V151H103ZM114 150V151H115ZM125 149H123V151H124ZM128 150V149H127ZM151 151H152V149H150ZM150 150H148V152L150 151ZM32 151H31V153H32ZM82 151V150H81ZM99 151H100V154L102 155L101 157H100V155H99ZM151 151H150V153H151ZM155 151V150H154ZM153 151V152H154ZM1 152V151H0ZM18 152H20V151H18ZM36 151H34V153H35ZM71 153H72V151H70ZM73 152H74V150H73ZM108 152L109 153H112V156L110 155L109 156V154H108ZM125 152V151H124ZM129 152H131V151H129ZM128 152V153H129ZM153 152L150 154V155H152L153 154ZM157 152V151H156ZM23 153H24V151H23ZM28 153H30V152H28L27 151V154ZM75 153V158L76 157H78L77 155L78 154H76V152H74ZM73 153V154H74ZM83 153V152H82ZM81 153V154H82ZM88 153V152H87ZM86 153V154H87ZM0 154H2V153H0ZM25 154V153H24ZM23 154V155H24ZM27 154H25L26 156H27ZM80 154V153H79ZM123 154V153H122ZM3 155V154H2ZM85 155V154H84ZM90 155H88V156H90ZM125 155V154H124ZM123 155V156H124ZM29 156H30V154H29ZM34 156V155H33ZM88 156L86 155L85 156V158H84V156L82 157V158H84V160H85V162H83L82 160V162H83V164H82V162H81V164L82 165H86L87 163V167H88V165H90L89 163H90V161L89 162H86V159L88 158ZM105 156H108L107 158H109V159H107ZM127 156H128V154H127ZM153 156V155H152ZM241 158H242V160H244L243 159V155L241 156V155H239ZM1 157V156H0ZM3 157V156H2ZM6 157V156H5ZM25 157V156H24ZM31 157V156H30ZM74 157V156H73ZM80 157V156H79ZM90 157V158H91ZM103 157V158H102ZM116 157V158H115ZM118 157V158H117ZM154 157V156H153ZM9 158V157H8ZM19 158V157H18ZM23 158V157H22ZM31 158H35V156L34 157H31ZM72 158V157H71ZM89 158V159H90ZM104 158H106V159H104ZM130 158V157H129ZM240 158V159H241ZM78 159H81V158H78ZM88 159V160H89ZM131 159V158H130ZM129 159V160H130ZM1 160V159H0ZM3 160H5V159H3ZM2 160V161H3ZM12 160H13V158H12ZM18 160V159H17ZM20 160V159H19ZM35 160H36V158H35ZM91 160V159H90ZM117 160H121L120 162H121V164H119V166L117 165ZM158 160V159H157ZM9 161V160H8ZM31 161V160H30ZM134 162L136 161L137 162V160H133ZM160 161V160H159ZM170 161V160H169ZM25 162V161H24ZM34 162V161H33ZM36 162V161H35ZM34 162V163H35ZM38 162V161H37ZM76 162H77V160H76ZM120 162H118V163H120ZM125 162V163H126ZM129 162V161H128ZM127 162V163H128ZM156 162H158V161H156ZM183 162V161H182ZM20 163H21V161H20ZM20 163H18L17 165H16V167H14L13 166V170L15 171V172H17L19 175H20V180H21V183H20V187H21V191L23 192V194H24V196L25 197H27L28 198V196H31L33 193H35V191H37V189H38V183L37 182H35V181H33V180H31V179H29V177H27V176H25L24 174V170H23V166H21V165H19ZM50 163H51V161H50ZM72 163V162H71ZM124 163V165H123V167H125V164ZM177 163H179V162H177ZM14 164V163H13ZM22 164V163H21ZM47 164V163H46ZM45 164V165H46ZM131 163L129 162V165H130ZM133 164V162H132V165H134ZM150 165V167L148 166V165ZM161 163L159 162V165H160ZM10 165H11V163H10ZM35 165V164H34ZM128 165V164H127ZM126 165V166H127ZM153 165H154V163H153ZM158 165V166H159ZM179 165V164H178ZM2 166V165H1ZM4 166V165H3ZM32 166H33V164H32ZM47 167H50V166H48V165H46ZM76 166V165H75ZM79 166V165H78ZM81 166V165H80ZM156 166V165H155ZM171 166H173V168L175 167V170L177 169L178 171H175L174 169H172L171 168ZM177 166V165H176ZM5 167H6V165H5ZM8 168L10 167V166H7ZM28 167V166H27ZM52 167V166H51ZM72 167H74V165L72 166ZM83 167V166H82ZM87 167H85L86 169H87ZM122 167V166H121ZM149 167V168H148ZM160 167H163L162 166V164H161V166H159V168ZM163 167V168H164ZM244 167V168H245ZM8 168H6L7 170H8ZM34 168H36V167H34ZM78 168V167H77ZM89 168V167H88ZM130 168H133V166H131L130 165V167L128 166V170L126 169V172L128 171L129 172V169ZM155 168V167H154ZM1 169V168H0ZM10 169V171H9V173L10 172H13L11 169L12 168H9ZM25 169V168H24ZM43 169V168H42ZM47 169L48 168H46V171H47ZM95 169V170H94ZM122 169V171L124 170L123 168H121ZM150 169V170H149ZM161 169V168H160ZM6 170V171H7ZM44 170H45V168H44ZM72 170H74V169H72ZM87 170V171H88ZM115 170V169H114ZM114 170H113V172H112V175L114 176V177H116L117 175H119L118 173H116L117 175L115 176V172H114ZM119 170H120V172H119ZM130 170V171H131ZM41 171V170H40ZM49 172H50V170H48ZM76 171V170H75ZM78 171V170H77ZM86 171V170H85ZM86 171V172H87ZM159 171V172H158ZM235 171V170H234ZM2 172V171H1ZM0 172V173H1ZM5 172V171H4ZM15 172H14V174H15ZM43 172V171H42ZM125 172V171H124ZM123 172V177L125 178H128L129 179V177H127L128 175L130 176V174H128V172H127V176H126V172L124 173ZM211 172V171H210ZM228 172V173H229ZM17 173H16V175H17ZM41 173V172H40ZM39 173V174H40ZM45 173V174H44ZM44 178L43 177H41V175H40V177L43 179L41 182V185L43 186V188L45 187L46 189H48L49 188V186H50V184L52 183V179H51V176L53 175H50L49 173V175L47 174V172H45L44 171ZM88 173V172H87ZM129 173H132V172H129ZM134 173H132V174H134ZM154 173V174H153ZM11 174V173H10ZM42 174V173H41ZM70 174V173H69ZM80 174V173H79ZM79 174H78V176H79ZM89 174V173H88ZM101 174V173H100ZM132 174H131V176H132ZM218 174H220V173H218ZM239 174V173H238ZM237 174V175H238ZM8 175V174H7ZM16 175H14V176H16ZM29 175V174H28ZM71 175V174H70ZM84 175V174H83ZM86 175V174H85ZM92 175V174H91ZM96 176H97V174H95ZM94 175V177H96ZM102 175V174H101ZM101 175H99L98 174V179H101V178H99ZM110 175V174H109ZM109 175H107V177L109 176ZM112 175L111 176H109V177H112ZM122 175V174H121ZM5 176H6V174H5ZM72 176H73V174H72ZM245 176H246V174H245ZM9 178H10V176H8ZM39 177V178H40ZM96 177V178H97ZM122 177V176H121ZM14 178V177H13ZM16 178V177H15ZM38 178V177H37ZM73 178V177H72ZM89 178H91V177H89ZM126 178L125 179H123V181L125 180V182L126 183H128L129 181H128V179L126 180ZM133 178H135V177H133ZM241 178V177H240ZM8 179V178H7ZM34 179V178H33ZM93 179V178H92ZM92 179L90 180V181H92ZM97 179V180H98ZM103 180H108L109 181V179H111V178H108V179H106V177L105 178H102ZM245 179V178H244ZM10 181H11V179H9ZM34 180H36V179H34ZM55 180V179H54ZM73 180V179H72ZM94 180H96V179H94ZM96 180V181H97ZM116 180V179H115ZM122 180V179H121ZM136 180H138V178H136ZM240 180H243L242 178L240 179ZM57 181V180H56ZM55 181V182H56ZM86 181V180H85ZM89 181V182H90ZM101 181V180H100ZM110 181H114V178L112 177V179L110 180ZM122 181V182H123ZM131 181H132V178H131ZM131 181H130V183H131ZM3 182V181H2ZM9 182V181H8ZM12 183L14 182V181H11ZM16 182V181H15ZM78 182H80L79 180H78ZM89 182H87L88 184H89ZM93 182V181H92ZM92 182H91V184H92ZM103 182V181H102ZM239 182L241 183V185L239 184ZM17 183V182H16ZM19 183V182H18ZM83 183V182H82ZM94 183H95V181L93 182V185H94ZM96 183H98V182H96ZM114 183L115 182H113V188L115 189V193L116 194H114L113 193V191H114V189H111L112 191H110L109 190V188L108 187H105V190H106V188L110 191V193L109 192H107V191H105L104 192V194L107 192L109 195H112L111 194V192L113 193V195H117V197L116 196H114L113 197V195L111 196V197H113V198H111V197H109V195H107V193L105 194V196L107 195L109 198H107V196L105 197H102V195L101 194H103V192H102V190H103V184L104 183H102V187H101V184H100V190L96 187V186H94L96 189H93V185H92V187L90 186L91 184H89V186H87V190H88V194L87 195H95L94 193H96L97 192V195L96 196H94V198H96L97 199V202L98 203H96L95 205H97V206H99L98 204H101L99 207L101 208V206H102V208L101 209H104L103 208V206L104 205H107V206H110V205H108L109 204V202L111 203V206H112V208L110 207V210L112 209H114L115 207H116V205H117V207L116 208H118V202L120 203L119 204V206H121V204L123 203H126V204H128L129 203V200L127 201V199H129V198H127V195L129 194V196H132V195H130L131 193L133 194V193H135V190H133V188H132V190H130L129 189V191H128V189L127 188H131V187H134L133 185L130 187L129 186V184L127 185L126 183H124V186H125V184H126V186H127V188L126 187H123L122 189H124V188H126L127 189V192H130V191H134V192H130V193H127L125 190L126 189H124L123 191H125V194H126V197L125 198H127L126 199V201L128 202H124V200H122V203L120 202V200L122 199H120V196H119V192H123V191H121L120 190V188L118 189V190H120V191H117L116 190V187H117V185H116V187H114ZM1 184V183H0ZM8 184V183H7ZM10 184V183H9ZM15 184V183H14ZM40 184V183H39ZM55 184V183H54ZM72 184V183H71ZM79 184V183H78ZM83 184H85V183H83ZM110 184V183H109ZM132 184V183H131ZM3 185V184H2ZM1 185V186H2ZM5 185V184H4ZM13 185V184H12ZM52 185V184H51ZM80 185V184H79ZM164 185H165V188H164ZM0 186V187H1ZM11 186V185H10ZM55 186V185H54ZM54 186H52V187H54ZM72 186V185H71ZM73 186H76V185H73ZM83 186V185H82ZM99 186V185H98ZM108 186V185H107ZM129 186V187H128ZM241 186V187H240ZM17 187V186H16ZM40 187V186H39ZM80 187V186H79ZM2 188H3V186H2ZM8 188V187H7ZM12 188V187H11ZM42 188V187H41ZM56 188V187H55ZM76 188H77V186H76ZM81 188V187H80ZM83 188V187H82ZM92 188V189H91ZM112 188V187H111ZM168 190H167V189ZM98 189V190H97ZM170 189V190H169ZM44 189H42V191H43ZM78 190V189H77ZM94 190V191H93ZM96 190V191H95ZM140 190H142V189H140ZM39 191V190H38ZM82 191V190H81ZM119 193H117V192ZM150 191V190H149ZM15 192V191H14ZM45 192H46V190H45ZM76 192V191H75ZM85 192H87L86 190H85ZM92 192H94V193H92ZM99 192V193H98ZM150 192V193H151ZM188 192H189V194H188ZM50 193V191L48 192V194ZM52 193H53V191H52ZM71 193V192H70ZM83 192H81L80 193V191L78 192V195L80 194H82ZM91 193V194H90ZM150 193H149V195H150ZM20 194H21V192H20ZM42 194V193H41ZM44 194V193H43ZM47 194V195H48ZM72 194V193H71ZM169 194V195H168ZM22 195V194H21ZM35 195V194H34ZM47 195H45V196H47ZM50 195V194H49ZM54 195V194H53ZM77 195V194H76ZM80 195H79V197H80ZM83 195H86V194H82V196ZM99 195H101V196H99ZM122 195H124L123 193H122ZM14 196H16V195H14ZM23 196V195H22ZM43 196V195H42ZM41 196V197H42ZM97 196H98V198H100L101 197V201L102 202H99L100 200H98V198H97ZM119 196V197H118ZM128 196V197H129ZM150 196V197H151ZM50 197H52V196H50ZM54 197V196H53ZM53 197H52V199H53ZM78 197V198H79ZM83 197H86V196H83ZM88 197H90V196H88ZM87 197V198H88ZM123 197V198H124ZM149 197V196H148ZM157 197V198H156ZM21 198V197H20ZM24 198V197H23ZM26 198V199H27ZM32 200H33V206H32V208H31V206L29 205V204H27V201H24L22 204H21V207H18V208H21V212L19 213L21 216H25V218H26V215H27V218L29 217L28 215L30 214L31 215V213H33V214H35V215H37L38 213H37V201H39L38 199H37V197H35V196H32ZM44 197H42V199H43ZM55 198H57V196L55 197ZM77 198V197H76ZM82 198V197H81ZM92 199L93 201L95 200V199ZM107 198V199H106ZM22 199V198H21ZM29 199V198H28ZM48 199H49V197H48ZM80 199V198H79ZM90 199H91V197L90 198H88V200L90 201ZM117 199H119L118 201H116ZM147 200L149 199V198H146ZM145 199V200H146ZM151 199V198H150ZM149 199V200H150ZM159 199L157 200L158 202H160L159 201ZM51 200V199H50ZM78 200V199H77ZM83 200H85V198H83ZM109 200V202H107ZM111 200H113L112 202H111ZM152 200H153V198H152ZM21 202H22V200H20ZM19 201V202H20ZM47 201V200H46ZM53 201H54V199H53ZM79 201V200H78ZM85 201H87V200H85ZM96 201V200H95ZM103 201H105L106 202V204H105V202H103ZM138 201V202H139ZM151 201V200H150ZM157 201H155V203L157 202ZM168 201H170L169 203H168ZM11 202V201H10ZM16 202V201H15ZM40 202V201H39ZM45 202V201H44ZM54 202H56V200L54 201ZM54 202H51L52 204H50V205H53V203ZM149 202V201H148ZM152 202H154V201H151V203ZM157 202V203H158ZM168 204H167V203ZM50 203V202H49ZM79 203V202H78ZM81 203V202H80ZM89 203H91V202H88L87 201V203L86 204H88V207H89V205H91V204H89ZM93 203V202H92ZM108 203V204H107ZM115 203H116V205H115ZM74 204V203H73ZM82 204H84V201H83V203ZM81 204V205H82ZM86 204H84V205H86ZM103 204V205H102ZM122 204V205H123ZM125 204V205H126ZM132 204H131V206H132ZM164 204V205H165ZM43 205H44V203H43ZM49 205V206H50ZM75 205V204H74ZM77 205V204H76ZM80 205V204H79ZM80 205V206H81ZM94 204H92V206H93ZM114 205H115V207H114ZM147 206H149L148 207V209H145ZM155 205H157V204H155ZM164 205L162 206V208L161 209H163V207H164ZM12 206V205H11ZM20 206V205H19ZM39 206V205H38ZM48 206V205H47ZM91 206V207H92ZM96 206V207H97ZM106 206V207H107ZM128 207H129V205H127ZM153 206H154V204H153ZM41 207V206H40ZM45 207V206H44ZM43 207V208H44ZM56 207H57V210H56ZM56 207H54L55 209H53L52 207V209H49V212H48V216H50V217H53L54 215H55V217H56V220L57 221H59L60 223V225L62 226V223L64 222L65 224H66V222L65 221H62V218H61V214L60 213H62V212H59L60 211V209H59V211H58V206H56ZM82 207V206H81ZM86 207V206H85ZM88 207H87V210H89L88 209ZM95 207V206H94ZM123 207H126V206H122V209H123ZM160 207V206H159ZM158 207V208H159ZM42 208V209H43ZM61 208H63L62 206H61ZM82 208H84V206L82 207ZM90 208V207H89ZM93 208V207H92ZM91 208V209H92ZM99 208V209H100ZM115 208V210H116V212H117V210H119V208L118 209H116ZM158 208H157V210L155 211V212H157L158 211ZM166 208V207H165ZM164 208V209H165ZM14 209V208H13ZM16 209V208H15ZM41 209V210H42ZM65 209H66V207H65ZM70 209H71V207H70ZM72 209H73V207H72ZM75 210H76V207L74 208ZM73 209V211H75ZM97 210H95V208H94V212H96V211H98L99 209H98V207L96 208ZM106 209V208H105ZM104 209V210H105ZM108 209V211H109V207L107 208ZM160 209V208H159ZM81 210V209H80ZM86 211V209L84 208L82 211ZM93 210V209H92ZM103 210V211H104ZM115 210H114V215L113 216H115V218L110 214V213H108V212H106V213H104V214H108V216H109V214L113 217V221H114V219L116 220L117 219V217H118V219H117V221H118V224L119 223H122L123 221L122 220H124L125 222L124 223H127V224H129L128 222L129 221H127V219H119V218H125V216L124 217H120V216H116V212H115ZM120 210H121V208H120ZM119 210V211H120ZM43 211V210H42ZM73 211H72V213H73ZM91 211V210H90ZM89 211V212H90ZM118 211V212H119ZM123 211V210H122ZM154 211H152V212H154ZM160 211H162V210H160ZM7 212V211H6ZM16 212H18V211H16ZM23 212V213H22ZM41 212V211H40ZM39 212V213H40ZM80 212V211H79ZM78 212V215H76V216H79V214H81V213H79ZM100 212V211H99ZM117 212V213H118ZM154 212V213H155ZM159 212V211H158ZM44 213V212H43ZM46 213V212H45ZM44 213V214H45ZM71 213V212H70ZM71 213V214H72ZM76 213V212H75ZM88 212H86L85 214H87ZM97 213V212H96ZM96 213H94V214H92V215H95L96 216V221L97 222H100L99 220H97V218L99 217V215H98V213L96 214ZM119 213V214H120ZM138 213H142L141 212V210L138 212ZM23 214V215H22ZM67 214V213H66ZM84 214V213H83ZM100 215H101V213H99ZM104 214H103V216H104ZM113 214V213H112ZM128 214V215H127ZM148 216H147V215ZM156 214V213H155ZM16 215H18V213L16 214ZM64 214H62V217H64L65 218V216H63ZM68 215V214H67ZM66 215V216H67ZM70 215V214H69ZM87 215H90V213L89 214H87ZM121 215V214H120ZM147 217H146V216ZM154 215V214H153ZM170 215V214H169ZM11 216V215H10ZM19 216V215H18ZM39 216H41L40 214H39ZM73 217H75L74 215H72ZM81 216H83V215H81ZM81 216H79V218L81 217ZM86 216V215H85ZM84 216V217H85ZM91 216V215H90ZM108 216H105V218L107 217V218H109V220H110V217H108ZM12 217V216H11ZM32 217V216H31ZM31 217H29L30 219H31ZM47 217V216H46ZM50 217H48V219L50 218ZM54 217V218H55ZM68 217H70L71 218V216H68ZM87 217V216H86ZM92 217H94V216H92ZM92 217H90L91 219H93ZM129 217H128V219H129ZM149 217H148V219H149ZM156 217V216H155ZM13 218V217H12ZM19 218V217H18ZM28 218V219H29ZM69 218V219H70ZM78 217H76L75 218V220H78L77 219ZM88 218V217H87ZM101 218H103V217H99L98 219H100L101 220ZM137 219H138V217H136ZM139 218V219H140ZM29 219V220H30ZM39 219H40V217H39ZM47 219V220H48ZM66 220H67V218H65ZM95 219V218H94ZM130 219H131V217H130ZM138 219V220H139ZM144 221H143V220ZM165 219H166V217H165ZM164 219V220H165ZM25 220H27V219H25ZM35 220V219H34ZM52 219H50V221H51ZM70 220H72V218L70 219ZM81 221L83 220V219H80ZM112 220H110V221H112ZM122 222H121V221ZM160 220H162L161 222L163 223H159L158 224V222L160 221ZM167 220H168V218H167ZM19 221H20V219H19ZM23 221H24V219H23ZM30 221H32V220H30ZM46 221V220H45ZM49 221V220H48ZM95 221V222H96ZM101 221H103V219L101 220ZM104 221H106V220H104ZM104 221L103 222H100L101 224L102 223H104ZM109 221V222H110ZM148 221H151V219H149V220H146V222H148ZM158 221V222H157ZM26 222V221H25ZM55 221H53V223H54ZM77 222V221H76ZM86 222V219H85V221L83 222L82 221V223L83 224H81V222H80V225H83V226H85L84 225V223ZM87 222H88V219H87ZM86 222V223H87ZM92 222L94 223V221L92 220ZM106 222H108V221H106ZM106 222L104 223V224H106ZM108 222V223H109ZM23 223V222H22ZM21 223V224H22ZM28 223V220H27V222H26V224ZM32 223H33V221H32ZM36 223V222H35ZM51 223V222H50ZM75 223V222H74ZM78 223V222H77ZM93 223H91V225H94ZM99 223V224H100ZM112 223V224H111ZM111 223H109V225H106L107 226V229H108V226H110V224H111V228H115L114 230H112L111 228H109L108 230L103 226V225H101L102 227H104L105 228V230L104 231H106V232H113V234H115L113 237H115L116 235H117V232H116V227H114V224H115V221H114V223L113 222H111ZM124 223H122V224H124ZM149 223V222H148ZM156 223H157V225H156ZM25 224V223H24ZM26 224H25V229L26 228H28V227H26ZM29 224H30V222H29ZM34 224V223H33ZM43 224V223H42ZM55 224H58V223H55ZM59 224L56 226L57 228H59ZM64 224V225H65ZM89 224H90V222H89ZM135 224V223H134ZM161 224H162V226H161ZM169 224V223H168ZM243 224H245L246 225V231H243V232H245V234L243 235L242 233H241V226H244ZM32 225V224H31ZM37 225V224H36ZM40 225V224H39ZM46 225V224H45ZM49 225V224H48ZM48 225H47V228H48ZM77 225H79V224H77ZM86 225H88V224H86ZM96 225V224H95ZM125 225L126 224H124V225H121V226H123L126 230H127V228L126 227H128V226H126L125 227ZM154 225H156V227H157V229H156V231L154 232V230H155V228L156 227H154ZM28 226V225H27ZM32 226H34V225H32ZM41 226V225H40ZM44 226V225H43ZM49 226H53V225H49ZM61 226H60V228H61ZM65 226H69L70 227V225H65ZM73 226V225H72ZM89 226V225H88ZM88 226H85V228H87ZM113 226V227H112ZM116 226V225H115ZM119 226H120V224H119ZM118 226V227H119ZM121 226L119 227L120 229H121V231H120V234H121V236H123L124 234H127L128 235V232H129V235H130V231L129 230H132V229H134V228H132V227H130V228H128V230L127 231H124L125 229H123V227L121 228ZM56 227H52V228H56ZM64 227V226H63ZM76 227V226H75ZM93 228L95 227V226H92ZM99 227H100V225H99ZM150 227V226H149ZM148 227V228H149ZM164 227V228H163ZM36 227H34L33 228V230H32V228H30L32 231H35L36 229H35ZM83 228V227H82ZM82 228H80L81 230H82ZM85 228H83V229H85ZM89 228V227H88ZM96 228H98V226H96ZM101 228V227H100ZM118 228V229H119ZM132 228V229H131ZM40 229V228H39ZM62 229V228H61ZM66 229V231L65 232H67V227L65 228ZM64 228H63V230H65ZM71 229H72V227H71ZM77 229V228H76ZM76 229L74 230V231H76ZM111 229V231H109ZM119 229V230H120ZM150 229V228H149ZM243 229V228H242ZM54 230H56V229H54ZM91 230V229H90ZM95 230H98V229H94V232H98V231H95ZM99 230H101V229H99ZM151 231H152V229H150ZM168 230V229H167ZM14 231V230H13ZM26 231H27V229H26ZM30 231V230H29ZM41 231V230H40ZM58 231V230H57ZM69 231H71V230H69ZM102 231V230H101ZM104 231H103V234H104ZM115 231V232H114ZM123 231V232H122ZM140 231V232H139ZM21 232H22V230H21ZM36 232V231H35ZM46 232V231H45ZM62 232V234H65L66 235V233L65 232H63V231H61ZM83 232H84V230H83ZM90 232H92V231H89V234H90ZM111 232V233H112ZM126 232V233H125ZM41 233V232H40ZM47 233V232H46ZM51 233V232H50ZM54 233H56L55 231H54ZM93 233V232H92ZM119 233V232H118ZM123 233V234H122ZM165 233H167V234H165ZM16 234V233H15ZM26 234V233H25ZM35 234V233H34ZM36 234H37V232H36ZM52 234V233H51ZM58 234H60V232L58 231ZM58 234H55V235H58ZM69 233H67V235H68ZM71 234H73V233H71ZM75 234V233H74ZM73 234V235H74ZM81 234H83L82 232H81ZM86 234V233H85ZM88 234V233H87ZM87 234H86V237H87ZM88 234V235H89ZM103 234L101 233L100 234V236L102 235V238H103ZM107 234V233H106ZM105 234V235H106ZM119 234V235H120ZM134 234V235H135ZM170 234V233H169ZM13 235V234H12ZM17 235H19V234H17ZM49 235V234H48ZM67 235H66V237H67ZM84 235V234H83ZM90 235H92V234H90ZM95 236H96V238H97V242H98V237H99V235H97V234H94ZM109 235L110 236H112L110 233H109ZM109 235H107V237L106 238H109V242L111 241L112 243H113V245H114V241H116V240H114V241H112V239H116V238H112V237H108ZM127 235H124V236H127ZM144 235L142 236V237H144ZM15 236V235H14ZM28 236V235H27ZM36 237H37V235H35ZM41 235H39L38 234V237H40ZM47 236V235H46ZM45 236V237H46ZM51 236V235H50ZM59 236V235H58ZM58 236H56V237H58ZM63 236V235H62ZM78 236V235H77ZM82 236V235H81ZM93 236V235H92ZM92 236H90L89 238H91ZM123 236V239H125V237ZM131 236V235H130ZM128 237L127 236V239L128 238H131V239H128L127 241H129V240H132V238L134 237L133 235L131 236V237ZM137 236V237H138ZM149 236V237H148ZM10 237H13V236H10ZM23 237V236H22ZM35 237V238H36ZM37 237V238H38ZM70 237V236H69ZM85 237V236H84ZM85 237V238H86ZM117 237V236H116ZM7 238V237H6ZM25 239H26V237H24ZM29 238H31V236L29 237ZM41 238V237H40ZM53 238V237H52ZM63 238H65V237H63ZM62 238V239H63ZM85 238H83L84 240H87V238L85 239ZM100 238V240H102L103 241V239H101V237H99ZM106 238H104V240L106 239ZM112 238V239H111ZM118 238H119V236H118ZM122 238V237H121ZM135 238H136V236H135ZM138 238H140V237H138ZM12 239H14V238H12ZM67 239V238H66ZM65 239V241L64 242H67V240L69 239H67L66 240ZM76 239V238H75ZM78 239V238H77ZM80 239V238H79ZM92 239L93 238H91V239H88V241H92ZM111 239V240H110ZM120 239V238H119ZM118 239V240H119ZM123 239H121V240H123ZM137 239V238H136ZM135 239V240H136ZM144 239V238H143ZM21 240V239H20ZM27 240V239H26ZM33 240V239H32ZM38 240V239H37ZM40 240V239H39ZM38 240V241H39ZM51 240H53V239H51ZM50 240V241H51ZM59 240V239H58ZM64 240V239H63ZM71 240V239H70ZM68 241L69 243H70V245H73V244H71V241ZM74 240V239H73ZM72 240V241H73ZM84 240H81V241H83V243H84ZM135 240H132L133 241V244H131V243H129V242H124V244H122L121 246L122 247H125V248H122L121 247V249H120V247H118L117 245H116V243H115V245L113 246L112 245V247H114V249H112L110 246V248L112 249L111 251H113L114 253H116L115 255H113V256H115V259H114V257L113 256H111L112 258L111 259H113V261L110 259H108V261H107V263L109 262V264H125L128 260H130L128 263L130 264V263H132L133 262V264H135L134 262H137V264L139 263V264H141V262L142 263H147V262H149L150 263V261H148V258L147 257H145L144 256V254L146 253V256L148 255L147 254V252H144V251H147V249H143L142 250V247L140 248V246H141V244H142V246L144 245L143 243H145V242H140L139 241V239H138V242L137 241H135ZM145 240H146V238H145ZM37 241V242H38ZM42 241H43V239H42ZM75 241V240H74ZM73 241V242H74ZM81 241H80V243H81ZM108 241V240H107ZM106 240H105V242H107ZM5 242V241H4ZM9 242V241H8ZM11 242H13V241H11ZM22 242V241H21ZM32 242V241H31ZM44 242V241H43ZM61 242V241H60ZM64 242H62V244L64 243ZM76 242H77V240H76ZM118 242L119 241H117V244H118ZM154 242V243H153ZM26 243V242H25ZM24 242H23V244H25ZM33 243V242H32ZM45 243V242H44ZM47 243V242H46ZM55 243H56V241H55ZM59 243V242H58ZM68 243V244H69ZM82 243V244H83ZM91 243V242H90ZM93 243H96L95 242V238H94V241H93ZM92 243V244H93ZM100 242H98V244H99ZM111 243V244H112ZM140 243V244H139ZM149 243H147V241H146V243L145 244H149ZM19 244V243H18ZM22 244V243H21ZM36 244V243H35ZM35 244H34V246H35ZM61 244V245H62ZM67 244V246H69ZM84 244H86V243H84ZM83 244V245H84ZM97 244V243H96ZM102 244V243H101ZM100 244V245H101ZM103 244H105V243H103ZM107 244V245H106ZM105 245L108 247V243H106ZM110 244V245H111ZM121 244V243H120ZM120 244H118V245H120ZM126 244V245H125ZM133 246L134 244V246L132 247L131 245ZM30 245V244H29ZM39 245V244H38ZM43 245V244H42ZM47 245H48V243H47ZM59 245V244H58ZM58 245H56L57 246V248H58ZM65 245V244H64ZM75 245H77V244H75ZM80 246H83V245H81V244H79ZM99 245V246H100ZM105 245L103 246L104 247V249L101 247H99V246H94V244L93 245H90L89 244V248L87 247V249H89V250H91V251H89V254L92 252L94 255H98V251L97 250H99V252H100V254L101 253H103V251L101 250V249H103L104 251L106 250V249H108V250H106V252H108V253H106L107 254V256H105L106 254L105 253H103V254H101V255H103V257L105 258V260L107 259V257L108 258H110V255H111V253H110V255H108L109 254V252H111V251H109V247L107 248V247H105ZM125 245V246H124ZM130 245V248L128 247ZM138 245H139V247H138ZM79 246V247H80ZM84 246H86V245H84ZM92 247V249H95V248H98L97 250H92L91 249V247ZM102 246V245H101ZM116 246V247H115ZM127 246V247H126ZM20 247V246H19ZM36 247H38V246H36ZM39 247H41L40 245H39ZM38 247V248H39ZM64 247H66V246H64ZM73 247V246H72ZM72 247H70V249H69V251L71 250L72 252V254H73V256H74V258H75V260H76V264H78V263H80V261H81V254L82 253H80V251H82V249L80 250V249H77V250H75V246H74V248H72ZM118 247V248H117ZM146 247H149V245L147 246L146 245ZM146 247H144L143 246V248H146ZM33 248V247H32ZM44 247H42V249H43ZM49 248V247H48ZM117 248V251L115 252L114 250ZM126 248H129L128 250V252H127V249ZM139 248H140V250H139ZM25 249H27L26 248V246H25ZM35 249V248H34ZM55 249V248H54ZM60 249H61V247H60ZM84 249V248H83ZM124 249V250H123ZM126 249V250H125ZM47 251H48V249H46ZM50 250H52V249H50ZM56 250V249H55ZM54 250V251H55ZM120 250V251H119ZM151 250H152V253H151ZM4 251V250H3ZM2 251V252H3ZM35 251V250H34ZM42 251H45V249L44 250H42ZM58 251H59V248H58ZM61 251V250H60ZM59 251V252H60ZM65 251V250H64ZM85 251V250H84ZM93 251H95V252H93ZM121 251H125V252H123V254H122V252ZM30 252V251H29ZM37 252V251H36ZM40 252V251H39ZM51 252V251H50ZM68 252V251H67ZM112 252V253H113ZM118 252V253H117ZM120 252V253H119ZM35 253V252H34ZM41 253V252H40ZM39 253V254H40ZM47 253V252H46ZM88 253V252H87ZM92 253H91V255H92ZM96 253V254H95ZM144 253V254H143ZM38 254V255H39ZM42 254V253H41ZM45 254V253H44ZM53 254V253H52ZM51 254V255H52ZM60 254V253H59ZM65 254H67V253H65ZM85 254V253H84ZM89 254H87V255H89ZM99 254V255H100ZM105 254V255H104ZM1 255V254H0ZM34 255V254H33ZM61 255H62V253H61ZM98 255V260L100 261L99 263H97V264H100L101 263V261L102 262H106V261H104V258H102V260H100L101 259V255L99 256ZM148 255V256H149ZM48 256V255H47ZM47 256H45V257H43V258H48ZM52 256H54V255H52ZM51 256V257H52ZM67 256H69L68 254H67ZM150 256H149V259L151 260V258H150ZM1 257V256H0ZM39 257V256H38ZM40 257H42L41 255H40ZM63 257H65V256H63ZM84 257L86 258V254L84 255ZM54 258V257H53ZM73 258V259H74ZM84 258V259H85ZM87 258H88V256H87ZM89 258H92V256L91 257H89ZM88 258V259H89ZM93 258H97V256H93ZM147 258V259H146ZM36 259V258H35ZM42 259V258H41ZM45 259V260H46ZM49 259V258H48ZM48 259L46 260L47 262H50L51 260H49L48 261ZM64 259V258H63ZM71 260V261H73L74 262V260ZM80 259V260H79ZM84 259H82V260H84ZM87 259V260H88ZM144 259V260H143ZM37 260V259H36ZM55 260V259H54ZM94 260H96V259H94ZM98 260L96 261V262H98ZM133 260V261H132ZM143 260V261H142ZM146 260H147V262H146ZM41 261V260H40ZM45 261V262H46ZM57 261V260H56ZM59 261V260H58ZM93 261V260H92ZM92 261H89L88 263H90L91 264V262ZM112 261V262H111ZM2 262V261H1ZM37 262V261H36ZM36 262H34V263H36ZM46 262V263H47ZM52 262V261H51ZM50 262V263H51ZM61 262V261H60ZM73 262H71L72 264H75V263H73ZM85 262V261H84ZM40 263V262H39ZM54 263V262H53ZM56 264L58 263V262H55ZM71 263H69V264H71ZM82 263V262H81ZM87 263V264H88ZM106 263V264H107ZM128 263H126V264H128ZM149 263H147V264H149ZM151 263H152V261H151ZM150 263V264H151ZM152 263V264H153ZM48 264V263H47ZM86 264V263H85ZM93 264V263H92ZM94 264H96V263H94ZM102 264V263H101ZM103 264H105V263H103Z\"/></svg>",
	"mask_w": 264,
	"mask_h": 264
}]
</instances>
